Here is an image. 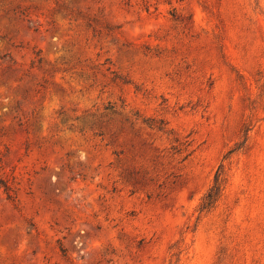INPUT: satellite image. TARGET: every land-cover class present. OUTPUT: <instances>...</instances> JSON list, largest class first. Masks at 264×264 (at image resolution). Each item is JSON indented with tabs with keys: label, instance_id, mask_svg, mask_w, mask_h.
Masks as SVG:
<instances>
[{
	"label": "rangeland",
	"instance_id": "1",
	"mask_svg": "<svg viewBox=\"0 0 264 264\" xmlns=\"http://www.w3.org/2000/svg\"><path fill=\"white\" fill-rule=\"evenodd\" d=\"M171 260L264 264V0H0V264Z\"/></svg>",
	"mask_w": 264,
	"mask_h": 264
},
{
	"label": "trees",
	"instance_id": "2",
	"mask_svg": "<svg viewBox=\"0 0 264 264\" xmlns=\"http://www.w3.org/2000/svg\"><path fill=\"white\" fill-rule=\"evenodd\" d=\"M227 179H228L227 174L223 173L222 170L219 169L215 175L212 185L208 189L203 199V203L201 204V209H200L201 212L208 211L218 202L227 184ZM5 190H6L8 199L14 201V197L11 195L10 189L6 187ZM170 264H174V261L171 260Z\"/></svg>",
	"mask_w": 264,
	"mask_h": 264
}]
</instances>
